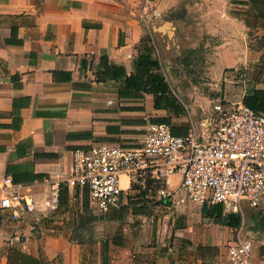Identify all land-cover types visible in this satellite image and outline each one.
Masks as SVG:
<instances>
[{
    "label": "crops",
    "instance_id": "0c3cea01",
    "mask_svg": "<svg viewBox=\"0 0 264 264\" xmlns=\"http://www.w3.org/2000/svg\"><path fill=\"white\" fill-rule=\"evenodd\" d=\"M256 10L251 0H0V264H229L225 237L201 208L101 215L86 194L65 191L53 216L14 219L1 199L10 176L41 205L42 180L67 171L73 150L137 143L146 116H170L152 94L125 87L146 37L187 109L171 115L181 135L203 120L215 91L235 84L226 70L248 67V84L263 89ZM103 60L127 75L108 76ZM176 84L190 85L178 95ZM81 218L94 223L91 235H82ZM253 255L264 264V244Z\"/></svg>",
    "mask_w": 264,
    "mask_h": 264
},
{
    "label": "built area",
    "instance_id": "2783aa9c",
    "mask_svg": "<svg viewBox=\"0 0 264 264\" xmlns=\"http://www.w3.org/2000/svg\"><path fill=\"white\" fill-rule=\"evenodd\" d=\"M225 77L239 85L241 97L217 100L204 132L191 124L186 135H175L171 124L146 116L137 143L96 142L73 150L67 171L42 180L49 194L41 205L23 193L26 185L5 177L1 208L14 219L22 212L37 220L53 216L65 189L87 194L101 215L135 201L168 210L220 204L241 217L246 208L264 207V114L243 101L252 73L241 66ZM253 254L254 242L240 235L228 246L229 264H260Z\"/></svg>",
    "mask_w": 264,
    "mask_h": 264
},
{
    "label": "trees",
    "instance_id": "16d2710c",
    "mask_svg": "<svg viewBox=\"0 0 264 264\" xmlns=\"http://www.w3.org/2000/svg\"><path fill=\"white\" fill-rule=\"evenodd\" d=\"M256 6V12L260 18L264 20V11L259 5H264V0H251ZM150 38L144 39V45L139 50V55L134 60V73L131 76H126L125 69L109 64L108 60H103L102 64L106 67L108 76L122 77L126 76V88H134V92H145L154 96V107L156 109H163L169 113V117L156 120L162 123L171 124V115L175 117L182 116L187 113V109L180 99L173 92L172 87L166 80L162 65L155 55V49L150 44ZM115 73V75H114ZM228 101V100H226ZM244 103L258 114H264V88L257 89L252 85L248 86L247 94L243 98ZM172 125V124H171ZM172 131L175 135H181L177 128L172 125ZM68 191L67 189L63 192ZM62 192V193H63ZM85 194V193H84ZM85 202H88L86 194ZM145 207L148 202L135 201L131 202L130 206L123 207L118 211H126L132 209L134 213L137 212L136 206ZM202 214L205 218H214L220 223H224L231 228H239L241 226V216L236 214H226L224 208L220 204L205 206L202 208ZM79 220L78 228H83L82 221ZM89 219L88 221H90Z\"/></svg>",
    "mask_w": 264,
    "mask_h": 264
},
{
    "label": "rangeland",
    "instance_id": "374dc122",
    "mask_svg": "<svg viewBox=\"0 0 264 264\" xmlns=\"http://www.w3.org/2000/svg\"><path fill=\"white\" fill-rule=\"evenodd\" d=\"M190 84H176V93L180 95L179 88L178 87H188ZM214 91H209L208 93H211ZM216 94L213 96V99L211 100V104L208 108V111L212 109L214 103L219 100H228V101H236L239 100L241 97L240 88L238 84H224L221 90L215 91ZM200 110H202L201 106H198ZM207 111V112H208ZM177 180V178H176ZM154 207V206H153ZM175 209H172L173 211ZM197 210H200L197 209ZM155 211H158L157 208L154 209ZM161 215V218L163 217V213H159ZM228 214V213H226ZM90 218V217H87ZM84 218L82 221L83 228L82 229V235L88 236L91 235L94 231V223L89 219ZM155 219V225L158 224V217ZM210 222H214L216 227L220 230L223 235L225 244L223 247L226 249L228 248L229 244L233 242V238L236 239L237 236H241L242 238H246L249 240H252L255 245V249L258 248L261 244H264V207H262L260 210L256 211H247L245 213L244 217H241V226L239 228H227L222 225H226L224 223H220L214 218H207ZM163 222H161V226H163ZM221 224V225H219ZM227 226V225H226ZM158 228V227H157ZM229 260L227 261V263Z\"/></svg>",
    "mask_w": 264,
    "mask_h": 264
},
{
    "label": "water",
    "instance_id": "95a60500",
    "mask_svg": "<svg viewBox=\"0 0 264 264\" xmlns=\"http://www.w3.org/2000/svg\"><path fill=\"white\" fill-rule=\"evenodd\" d=\"M234 68H238V67H234ZM234 68H230V69H234ZM228 69V70H230ZM227 71V70H226ZM212 114V109H210V111L207 112L206 116L203 118V120L197 124L196 126L198 127V130L200 131V133L204 132V127L205 125L207 124V120L209 119V117L211 116ZM261 208H246L244 210V216H245V213L247 211H256V210H260ZM242 238V237H241ZM242 239H246V238H242Z\"/></svg>",
    "mask_w": 264,
    "mask_h": 264
}]
</instances>
